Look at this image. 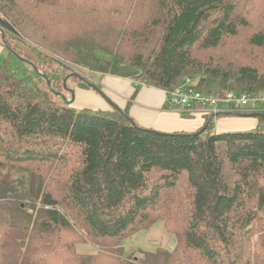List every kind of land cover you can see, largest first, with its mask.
Here are the masks:
<instances>
[{
    "label": "trees",
    "instance_id": "obj_1",
    "mask_svg": "<svg viewBox=\"0 0 264 264\" xmlns=\"http://www.w3.org/2000/svg\"><path fill=\"white\" fill-rule=\"evenodd\" d=\"M0 41L32 71L0 61V264H264V118L159 131L61 95L70 79L101 93L84 66L135 94L197 76L264 97V0H0ZM159 220L175 247L126 254Z\"/></svg>",
    "mask_w": 264,
    "mask_h": 264
},
{
    "label": "crops",
    "instance_id": "obj_2",
    "mask_svg": "<svg viewBox=\"0 0 264 264\" xmlns=\"http://www.w3.org/2000/svg\"><path fill=\"white\" fill-rule=\"evenodd\" d=\"M97 84L101 86V93L97 90L75 88V101L78 108L111 111L114 109L109 102L111 101L123 111L128 108L131 117L140 125L159 131L195 132L205 124V118L202 116L189 117L178 111L169 110L166 107V90L164 89L141 86L135 94L136 85L132 79L114 75L101 76ZM221 116L214 119V130L218 132L246 130L257 125V120L252 117H239L232 114Z\"/></svg>",
    "mask_w": 264,
    "mask_h": 264
},
{
    "label": "rangeland",
    "instance_id": "obj_3",
    "mask_svg": "<svg viewBox=\"0 0 264 264\" xmlns=\"http://www.w3.org/2000/svg\"><path fill=\"white\" fill-rule=\"evenodd\" d=\"M21 40L25 41L26 43L31 44L29 41H27V39H25V37H22ZM28 52L29 57L31 58V60L35 61L37 59V56L31 52L30 49H26ZM30 51V52H29ZM229 53V52H228ZM235 53L236 56L243 57V51H236L233 52ZM0 61H4L5 58L7 60V64L16 72H18V75L20 77L24 76L23 73H30L31 74V68L25 64L24 62L20 61L17 57L13 56V55H9L7 49L5 48V46L1 43L0 41ZM227 58L231 59L230 63H231V68L229 70H231L230 76H229V80L227 82V85L233 83V81L235 80V78L237 77V66L239 67V64L234 61V57L232 55V53L230 52L227 55ZM73 72L87 78L90 79L93 82H96V80L98 81V77L96 75V73L90 71V69L85 68L84 66H74L72 68ZM190 79L193 80V85L197 84L199 82V77L197 76H190ZM133 80V79H132ZM135 85L140 84V82L133 80ZM71 89L70 90H75V86L77 84V82L73 79H70L69 81ZM226 84H224V82H222V77L214 79L211 82H207L204 87L203 90L204 91H212V92H218L220 90V93H223L225 91H229V90H234V91H244L247 92L246 90H243L241 88L239 89H234V88H228L225 86ZM145 86V85H142ZM77 88V87H76ZM66 94H64L68 99L72 98V94L70 95V92L68 89L64 90ZM167 92V91H166ZM74 96L76 97V94L74 93ZM77 100V99H76ZM72 106H74V108L76 109H80L77 106V102L74 100L73 103H71ZM252 106H248L247 109H241V110H236V111H232L230 112L228 115H238V114H250V113H262L264 114V104H260L258 105V107H256V109L254 108V111H251ZM203 118H205L206 116L201 115ZM226 116V115H225ZM190 117V116H189ZM223 117V116H221ZM255 118L257 120L258 123V118L257 117H252ZM210 121V120H209ZM16 174L18 176H20V173L16 172ZM154 225L149 226V228L147 230H143L138 232L137 234L131 236L130 238H128V240L125 242V251L126 254H133L134 257H138V256H143L145 254V252L147 251H155L157 250L159 247H164L167 248L169 250H172L175 247V239L174 237L164 228V224L165 222L163 220H159L155 223H152ZM12 243L13 246L16 249H20V250H26L27 245L26 243H23L22 241H20L19 239L16 238H12L8 241V243ZM10 243V244H11ZM98 248L97 246L93 245V244H80L78 245V251L84 254H88V255H92L95 254L97 252Z\"/></svg>",
    "mask_w": 264,
    "mask_h": 264
},
{
    "label": "built area",
    "instance_id": "obj_4",
    "mask_svg": "<svg viewBox=\"0 0 264 264\" xmlns=\"http://www.w3.org/2000/svg\"><path fill=\"white\" fill-rule=\"evenodd\" d=\"M192 82V79L186 78L182 84L166 92V107L169 110L209 118L211 115L221 116L247 109L248 106H252L250 109L254 111L258 105L264 104V97L252 93L234 90L208 92L195 88Z\"/></svg>",
    "mask_w": 264,
    "mask_h": 264
},
{
    "label": "water",
    "instance_id": "obj_5",
    "mask_svg": "<svg viewBox=\"0 0 264 264\" xmlns=\"http://www.w3.org/2000/svg\"><path fill=\"white\" fill-rule=\"evenodd\" d=\"M22 59V58H21ZM22 60H24V59H22ZM65 86H66V84H65ZM93 87H94V85H93ZM68 90L69 91H71V93H72V98L71 99H68L64 94H61L62 95V97L64 98V100H65V102L66 103H68V104H71V103H73L74 102V100H75V96H74V92H73V90H70L69 88H68ZM98 91V90H97ZM102 95H103V93H102ZM110 103H111V105H113V107L115 108V109H117L121 114H124V111L121 109V108H119L118 106H116V104H114L113 102H111V101H109ZM237 116H239V117H261V118H264V114H262V113H250V114H238ZM128 117V116H127ZM217 117V115H211L210 117H209V120L210 121H213L215 118ZM129 118V117H128ZM205 127H207V126H205Z\"/></svg>",
    "mask_w": 264,
    "mask_h": 264
},
{
    "label": "bare ground",
    "instance_id": "obj_6",
    "mask_svg": "<svg viewBox=\"0 0 264 264\" xmlns=\"http://www.w3.org/2000/svg\"><path fill=\"white\" fill-rule=\"evenodd\" d=\"M252 111V110H251Z\"/></svg>",
    "mask_w": 264,
    "mask_h": 264
}]
</instances>
